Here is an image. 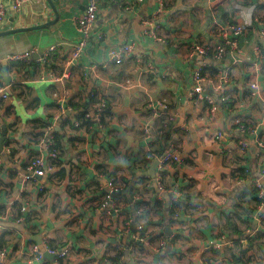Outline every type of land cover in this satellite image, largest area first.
<instances>
[{"label":"crops","instance_id":"1","mask_svg":"<svg viewBox=\"0 0 264 264\" xmlns=\"http://www.w3.org/2000/svg\"><path fill=\"white\" fill-rule=\"evenodd\" d=\"M52 1L59 18L50 28L0 37V138L6 129L0 148V212H5L0 214V253L5 252L0 264H38L29 261V252L45 238L55 248L69 247V264H264V205L250 200L248 192L260 178L264 148L250 132L249 147L242 148L235 122L239 118L256 129L264 143L259 34L264 0H101L92 35L72 67L65 62L80 37L76 19L87 0ZM238 2L254 4L255 19L227 42L218 27L241 22ZM155 15L158 40L145 35L142 24ZM55 17L48 0H34L21 23L10 13L0 31ZM194 39L207 55L190 54ZM58 42L64 44L51 55V64L40 62ZM123 43L135 44L134 56L115 65L110 48ZM220 43L226 52L217 62ZM32 48L37 51L30 61L11 60ZM197 66L206 80L217 77L219 68L228 70L231 84L217 88L206 81L204 95L193 97ZM256 80L262 89L254 97L249 88ZM59 95L65 112L57 118ZM206 96L214 100V110ZM99 98L108 104L102 126L82 124L77 116ZM52 124L59 133L56 158L39 143ZM169 139L183 161L169 163L158 184L147 173ZM37 154L50 170L24 183L26 163ZM113 179L123 184L117 196L121 210L102 218L98 207ZM41 184L47 187L40 190ZM24 199L31 207L23 221L8 220L5 214L11 208L17 213ZM141 221L143 238L136 229ZM45 257V264H64Z\"/></svg>","mask_w":264,"mask_h":264},{"label":"built area","instance_id":"2","mask_svg":"<svg viewBox=\"0 0 264 264\" xmlns=\"http://www.w3.org/2000/svg\"><path fill=\"white\" fill-rule=\"evenodd\" d=\"M101 0H87V4L81 15L76 19V26L79 32V39L72 43L69 47L68 57L66 59L65 64L67 67L75 66L79 63L88 39L92 35V29L94 24L98 18V11L100 8ZM141 2L142 0H137ZM34 0H0V27L4 25V23L8 20V16L10 13H13L18 21L21 23L23 21V15L26 12V8L33 4ZM236 9L239 13V17L241 18V22L238 23H229L227 25L219 26V34L224 38L227 42H233L232 40H228V37L235 38L238 35H241L244 31L248 29L250 25L254 22L256 6L253 5H245L244 3L238 2L236 3ZM157 15L147 18L143 20V32L145 35L151 36L154 39L158 40V29L160 27V23L155 21L157 19ZM260 36L261 42L264 45V27L260 28ZM61 42H58L55 45L50 46L46 52L39 58V61L43 64L50 65L51 64V55L62 46ZM189 50L191 55H207L208 49L201 45L197 40H192L189 42ZM36 48H32L26 51L18 52L13 54L10 58L13 62H28L31 60L34 53H36ZM135 44L134 43H123L119 46L110 48V60L115 65H120L123 63L125 59H129L134 56ZM226 49L223 43H220L216 46L215 49V60L220 62L225 55ZM262 65L264 66V55L262 56ZM148 71H155V66L153 63H148L147 65ZM211 78V77H210ZM193 85L190 91V94L194 96H203L204 95V84L206 81L210 82L213 86L217 88H223L231 84V75L228 70L218 69L217 77L206 80L204 77V70L202 66H197L194 68L192 73ZM262 89L261 84L256 80L250 83L249 91L252 96L257 97ZM3 97H8V92L6 89L2 90ZM206 100L212 105V110L216 108L214 100L210 96H206ZM59 105V113L57 114V118L61 116L62 113L65 112L64 106V97L58 96L56 99ZM162 105V103H161ZM108 109V104L105 98H99L89 109L85 112V118L92 121V125L96 127H101L104 117L106 115ZM61 113V114H60ZM237 131L240 136L238 139L239 144L242 148H248L249 143L246 140V135L249 136V132L255 136V140L258 142L260 147L264 148L263 141L259 140L256 136V129L250 128L241 122V119L236 118ZM76 126H79L80 121L75 122ZM149 135V132H147ZM222 136L221 133L216 134V138L220 139ZM247 136V137H248ZM56 133L54 129V124H52L48 130L39 137V143L41 147L46 150L47 154L56 158L59 154L57 151V142H56ZM41 148V149H42ZM149 160L154 158L153 155H148ZM156 159L159 161L157 167V174L154 178L155 183L161 184L162 182V173L165 171L166 167L169 163H181L183 158L180 156L177 151L176 143L173 139H169L166 143V148L161 155H158ZM50 170V165L48 161L41 154H37L29 159L26 163L25 173L23 174V182L27 183L32 181L37 177H43L48 174ZM260 178H255L252 182V186L257 189V195L261 199H264V165L261 166L260 169ZM46 184H41L39 186L40 190H44L46 188ZM123 189V184L121 182H116L114 179L112 183L108 185L109 193L105 196L104 201L98 207V211L100 212L101 217H105L108 212L115 210L119 212L121 210V202L119 197H117V193H120ZM136 201L138 197L135 198ZM263 201L260 202L259 206L263 207ZM31 207L30 202L28 200H23L20 205H17V213L11 208L9 212L5 214V217L9 220H14L17 223H21L24 219L26 211ZM140 214V212H139ZM261 218L264 219V213L261 215ZM127 222V224H129ZM137 233L142 234L144 232V222H140L136 226ZM142 237V235H141ZM143 238V237H142ZM70 249L68 246L55 248L49 244L48 240L45 238L42 245H33L31 248L29 255L31 256L29 261L37 260L38 264H45L46 262V254L53 255L55 257V262L59 263L63 261L64 264H69ZM5 252L0 253V256H4Z\"/></svg>","mask_w":264,"mask_h":264},{"label":"water","instance_id":"3","mask_svg":"<svg viewBox=\"0 0 264 264\" xmlns=\"http://www.w3.org/2000/svg\"><path fill=\"white\" fill-rule=\"evenodd\" d=\"M48 1L51 3V5H52V7H53V9H54V11L56 13L55 19L50 20V21H48L46 23L35 25V26H31V27H20V28H14V29H11V30H7V31H0V37L1 36H6V35L22 33V32L42 30V29L50 28L52 25H54L57 22V20L59 18V13H58V10H57L55 4L53 3V1L52 0H48ZM3 131H4V136L0 138V148H1L2 143H3V141L5 139V136H6V129L4 128ZM158 164H159V161L158 160L155 161L153 166L150 168V170L147 173L153 179L156 177V171H157ZM117 194H119V193H117Z\"/></svg>","mask_w":264,"mask_h":264},{"label":"trees","instance_id":"4","mask_svg":"<svg viewBox=\"0 0 264 264\" xmlns=\"http://www.w3.org/2000/svg\"><path fill=\"white\" fill-rule=\"evenodd\" d=\"M211 68H213V67L211 66ZM216 72H217V70H216ZM77 118L80 119V121L82 122V124L83 123L84 124H88L87 122L92 123V121L86 119L84 115L77 116ZM58 134L59 133H56V139L58 138ZM248 192H249L250 200H252L254 203H260L261 202V199L258 197V195H257V189L255 187L249 186L248 187ZM120 194H118L117 196H119ZM138 205H139V203L137 204V208H138ZM3 213H5V212H0V214H3Z\"/></svg>","mask_w":264,"mask_h":264}]
</instances>
